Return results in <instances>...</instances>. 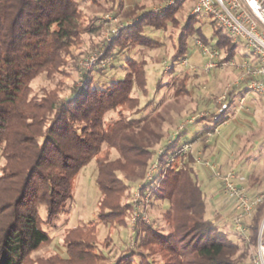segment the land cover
I'll return each mask as SVG.
<instances>
[{
  "label": "trees",
  "instance_id": "1",
  "mask_svg": "<svg viewBox=\"0 0 264 264\" xmlns=\"http://www.w3.org/2000/svg\"><path fill=\"white\" fill-rule=\"evenodd\" d=\"M112 3V12L117 15L126 8L123 14L132 16L131 22L126 26L116 23L117 33L107 27L112 40L104 38L102 44L95 43L85 51L87 30L94 31L97 23L101 26L106 21L97 17L89 25L80 0H0V264H252L264 201L253 209L247 222L249 240L238 234L232 237L226 231L233 224L231 219L226 221L218 213L214 219L207 217L208 197L200 180L203 166L195 161L199 150L205 155L219 134H214L215 130L220 131L231 118L247 87L227 90L228 107L223 112H219V96L203 100L202 115L198 109L193 121L188 120L177 135L171 130L165 137L159 115L137 117L155 103L148 98L146 61L128 59L125 76L109 83L95 79L108 74L115 60L133 48L141 51L163 46L161 33L169 40L167 64L172 74L188 60L196 41L223 53L217 59L219 67L235 58L241 42H235L214 22V45L204 35L198 15H191L189 3L183 1L165 12L144 4L128 9L126 0ZM146 28L158 32L159 37L145 33ZM100 48L103 54L86 72L85 84L78 85L79 61ZM43 74L54 83L58 75L69 79L75 74L77 79L71 86L59 81L54 88L36 93L32 83ZM187 86L185 94L192 95ZM162 88L160 80L157 93ZM198 123L204 124L203 129L191 137L190 127ZM209 133L214 135L207 142ZM191 142L203 145L181 154L182 146ZM157 145L159 151H155ZM93 160L100 191L95 220L81 222L65 235L64 254L33 260L32 254L53 240L44 225L55 224L65 211L78 174ZM154 163L157 169L146 181ZM203 175L209 177L206 172ZM144 181V190L152 192L153 202L146 209L152 221L139 223L132 230L133 190ZM263 182L249 185L260 191ZM165 203L167 211L162 210ZM155 208L159 214L153 218ZM101 227L106 232L102 244L97 238ZM124 230L129 237L119 245L116 241Z\"/></svg>",
  "mask_w": 264,
  "mask_h": 264
},
{
  "label": "rangeland",
  "instance_id": "2",
  "mask_svg": "<svg viewBox=\"0 0 264 264\" xmlns=\"http://www.w3.org/2000/svg\"><path fill=\"white\" fill-rule=\"evenodd\" d=\"M81 9L83 13L87 17V23L91 24L95 22L97 17L102 18V21H106L104 24L97 23L98 28L94 29V31L87 30V33L84 35V49L87 51L90 47L95 43H101V41L107 36V27H112L115 30L116 23H122V26H126L131 22L132 16L124 15L123 11L117 12V15L112 12V0H98L97 3L92 2L91 0H80ZM128 9L131 8V3L134 4H144L145 7L161 9L166 5L169 0H127ZM188 4V3H187ZM189 8V5H187ZM189 11V10H188ZM200 21L203 23V33L207 39L212 40V43L215 45L217 42L216 38L212 39V23L215 22L213 16L202 12L198 15ZM111 20V22H110ZM89 24V25H90ZM145 33L149 34L152 37H159L158 32H154L151 28H146ZM160 40H162L163 46L160 48H153L151 50H141L136 47L133 48L132 51L126 52L124 55L119 56L114 62V68L111 69L108 74L104 76L96 75L95 79L97 82L109 83L112 78H123L127 73L126 70V61L130 58L136 57L137 59H142L147 62V76H148V90L149 95L148 98L150 100H155L152 107H145L147 100L143 98L142 107H145L137 117H147L157 116L159 115L162 118V131L163 135L166 137L169 131H174L178 129V125L185 121H188L194 116L195 112L201 109L203 111L204 101L207 98H211L216 95L221 97L223 93L230 89V87H236L240 90L247 87V84L244 83L246 79L242 78L241 73L236 71L233 67L230 66H222L213 68L210 71H206L204 69L205 55L198 48L192 45L190 54L188 55L189 64L193 67L191 69H185L182 66H178L175 74L169 73L168 69L165 68L164 62L168 61L171 55V51L169 49L168 38L164 37V34H160ZM193 43V42H192ZM102 44V43H101ZM165 44V45H164ZM90 53V52H89ZM94 53L92 51L90 54ZM87 56V54H86ZM223 57V53H220V58ZM254 56L252 51L244 44H238L237 55L233 58L238 64L243 63L245 60H253ZM166 70V71H165ZM194 71L190 73L189 71ZM68 71V69H67ZM77 79V75L74 74V78H67L64 75H58L56 77L55 83L46 79V75L43 74L38 77L33 83L34 92L38 93L42 88H54V86L59 81H65L66 86H71V84ZM162 80V89L159 93H157V84ZM186 85H188V89H192V95L185 94L184 90L186 89ZM199 88L198 90V87ZM237 89V90H238ZM180 91V92H178ZM250 97V98H249ZM248 98L246 97V104L251 102L252 99L258 100L260 102L259 95L255 93H251ZM204 100V101H203ZM248 100V101H247ZM200 106V107H198ZM132 113V112H131ZM201 115L203 112H200ZM257 113V112H256ZM128 114V113H127ZM111 117H118L117 114L110 113ZM129 115V114H128ZM191 126V125H190ZM204 124L198 123L192 125L190 127L191 134L190 136L195 135L198 131L203 129ZM259 137L258 133L254 134L253 139H257ZM164 141V140H163ZM203 145V144H201ZM197 146V144H196ZM160 146L157 145L155 147V151H159ZM202 149V148H201ZM205 152L206 158H215L217 156L216 150L207 149ZM199 150L198 152L203 153ZM211 152V153H210ZM264 153V149H263ZM253 158H256L257 155H252ZM229 159V158H227ZM226 164V162H224ZM257 162L250 161L244 163L241 168L245 171L249 172L250 170L257 168ZM222 168V167H221ZM97 179V166L95 160L90 162L87 166H85L78 177L76 178L74 185V194L73 198L68 202V205L65 211L59 215L55 224L53 225H44L45 231H47L53 237L51 244L41 248L40 250L34 252L31 256L33 260L40 257H49L54 253H62L63 251V239L65 235L76 225L81 222H89L93 221L96 218L97 212V204L100 199V191L96 185ZM201 186L208 197L207 204V217L210 219H214L215 213H218L220 216H226V205H229L228 202H232L229 198L224 196L220 192V188L217 183L209 177L203 175V172L200 175ZM233 204V203H232ZM233 206V205H232ZM163 211L168 210V204L165 203L162 206ZM232 210V209H231ZM153 218L157 217L159 212L157 208L152 210ZM233 213V210L230 214ZM42 218H45L46 212L45 209L42 208L41 212ZM131 217V215H130ZM129 217V219H130ZM226 231L232 236H238L234 231L230 232L227 228ZM128 231L124 230L119 236L118 241H116L119 245H122L123 242L128 240ZM106 237V232L104 228L101 227L98 232L97 238L100 244L103 243ZM122 243V244H121ZM117 244V245H118ZM116 246V245H115ZM100 248H103V245H99ZM117 247V246H116ZM114 249L109 254V260L113 259Z\"/></svg>",
  "mask_w": 264,
  "mask_h": 264
},
{
  "label": "built area",
  "instance_id": "3",
  "mask_svg": "<svg viewBox=\"0 0 264 264\" xmlns=\"http://www.w3.org/2000/svg\"><path fill=\"white\" fill-rule=\"evenodd\" d=\"M183 1L189 3L190 14L199 15L205 12L215 19V23L223 27L235 42L244 43L253 53V60H245L238 64L231 60L227 66L233 67L236 71L241 73L242 78L247 81V89L264 98V0H169L159 12H165L170 6L177 2ZM111 22V20H110ZM114 33L118 32L116 28ZM109 41L112 40L108 34L106 35ZM197 47L203 52L207 59L204 63V69L210 71L218 67L217 59L220 57L218 50H210L200 41H196ZM103 54L102 48L95 50L94 53L87 55L79 61L78 85L85 84V74L90 71L98 62L100 56ZM108 59L106 61L109 62ZM104 62V64H106ZM166 68L169 70L167 61L164 62ZM182 66L186 69L193 68L186 59L182 62ZM220 104L219 112L227 109V91L219 98ZM240 108L245 106V99L242 98L239 102ZM194 118L191 119L193 121ZM188 121L183 122L177 132L181 131L183 126ZM219 129L215 130L214 134H218ZM208 134L207 142L211 140L214 135ZM196 142L188 143L182 146L180 153L187 155L196 146ZM197 164L203 166L209 171V178L214 180L220 188V192L229 198L233 203V213L230 218L232 227L244 241L249 240L247 222L252 215L253 209L264 201V189L254 191L250 185L243 184L244 179L241 178V183H237V174L235 169H221V167L212 159L206 158L203 153L197 152L195 157ZM157 169V164L154 163L147 173L146 181L152 179L153 173ZM146 181L139 184L132 195L133 211L129 219V224L132 230L139 223L150 224L152 219L150 214L146 211L147 207L153 202L152 192L144 190ZM264 218L261 223L257 251L253 256L252 264H264ZM133 243V238L131 239Z\"/></svg>",
  "mask_w": 264,
  "mask_h": 264
},
{
  "label": "crops",
  "instance_id": "4",
  "mask_svg": "<svg viewBox=\"0 0 264 264\" xmlns=\"http://www.w3.org/2000/svg\"><path fill=\"white\" fill-rule=\"evenodd\" d=\"M131 4L132 7L134 3ZM128 6L127 2V7ZM242 86H240V90L245 89H241ZM251 93L253 92L248 90L240 99L242 100V98H244L246 100V97L248 98ZM260 99V102L252 99L251 102L247 104L245 101V106L243 108L236 106L231 113V118L219 127V134L212 139L207 148L210 149L209 151L211 152V149H214V151L216 150L217 156H215V159L222 169H235L237 183L239 184L241 183V178L244 179V182H242L243 184H252L256 180L262 181L264 179V98L262 97ZM198 112H202V110L200 109ZM255 133L259 134L257 139L252 138ZM200 145L201 143L197 142V147L200 148ZM207 149L205 151H208ZM253 154L257 155V157L253 158ZM250 161L257 162V168L247 172L241 167L244 163ZM224 162H226V164H224ZM203 172H206L207 175L209 174L204 167ZM228 204L229 205L225 207L226 216H221L226 221L231 219L230 212L233 210L232 202H228ZM225 220L223 222H225ZM228 229L232 231V226H228Z\"/></svg>",
  "mask_w": 264,
  "mask_h": 264
},
{
  "label": "water",
  "instance_id": "5",
  "mask_svg": "<svg viewBox=\"0 0 264 264\" xmlns=\"http://www.w3.org/2000/svg\"><path fill=\"white\" fill-rule=\"evenodd\" d=\"M264 236V235H263Z\"/></svg>",
  "mask_w": 264,
  "mask_h": 264
}]
</instances>
